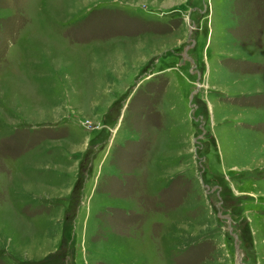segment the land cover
<instances>
[{"label":"rangeland","instance_id":"obj_1","mask_svg":"<svg viewBox=\"0 0 264 264\" xmlns=\"http://www.w3.org/2000/svg\"><path fill=\"white\" fill-rule=\"evenodd\" d=\"M0 264H264V0H0Z\"/></svg>","mask_w":264,"mask_h":264}]
</instances>
